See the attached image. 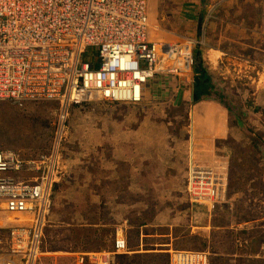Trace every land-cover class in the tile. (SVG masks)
Returning <instances> with one entry per match:
<instances>
[{
	"label": "built area",
	"instance_id": "obj_1",
	"mask_svg": "<svg viewBox=\"0 0 264 264\" xmlns=\"http://www.w3.org/2000/svg\"><path fill=\"white\" fill-rule=\"evenodd\" d=\"M153 12L149 0H0V104H55L53 139L45 154L25 161L0 148V204L13 217L0 264H42L71 109L90 102L137 106L150 85L156 89L168 78L179 86L187 83L196 42L161 40ZM186 166V191L195 204H221L222 178L193 158ZM113 251L127 252L122 232ZM84 257L78 254L75 264H84ZM88 257L95 262L99 255ZM202 259L199 253L175 251L169 264Z\"/></svg>",
	"mask_w": 264,
	"mask_h": 264
},
{
	"label": "crops",
	"instance_id": "obj_2",
	"mask_svg": "<svg viewBox=\"0 0 264 264\" xmlns=\"http://www.w3.org/2000/svg\"><path fill=\"white\" fill-rule=\"evenodd\" d=\"M151 1L156 22L161 25V30L168 31V35L174 38L166 42L182 41L185 38H190L186 35L193 33L196 36L199 34L200 40H203L201 42H205L208 40L207 36L212 32L220 30V26L221 29L224 28L226 31L232 30V32H235L236 30H241L236 25L229 23V8L234 5L235 0H149L150 4ZM219 14L221 16L218 18ZM166 18L169 19V23ZM219 40L221 42L225 40L226 43L229 41L226 38V33H223ZM231 42L235 43L234 41ZM211 46L206 44L205 52L200 55L205 73H197L196 70H193L189 77L191 81H187L186 84L183 83V86H179L178 81L172 78L165 79L163 86L158 83L155 99L166 100L165 102H160L157 112H153L154 115H157V118H150L149 115L144 114L140 119H136L131 116L129 111H125L127 115L122 117L116 114L109 120L103 119V121L100 119V122L97 123V125L102 124L97 130L99 140L101 137L104 141L107 140L106 142H109L112 148V150L110 148L111 152L108 158L106 153H104L106 156L102 155L103 160L101 161L102 170L104 169L103 162L107 163L105 166H109L108 170H105L107 190L102 189L99 185V182H102L99 178H96L92 171H84L82 166L76 165L81 158L74 161L75 165H67V176H61L60 179V182L66 179V184L63 182V184L59 185V182L54 188L55 190L59 186L55 193V197L59 201L58 203L53 202L51 212L55 219L57 217L60 219L57 220V225L73 223V219H78L83 223L80 228L86 229L88 224H97L95 226V229H98V231L95 230L97 234L98 232H103L102 229L110 226L111 232H114V238L119 233V230L122 229L120 225L124 226L127 232L131 231L135 226L130 224L129 218L123 220V214H120L119 217H112L111 215L114 214L110 215L107 212L110 215L108 224L106 223L107 221L100 218L97 221H91L92 219L87 216L92 214V207L99 211L103 207H107V210L111 205L112 207L128 210V207H131L129 204H135L138 197L135 191H137V186L141 185L142 191L145 189L148 191L142 195L151 197L150 191L158 194L156 200L142 199L146 205L142 210L143 216L147 213V209H152V212L156 210L150 221L146 222H153L160 216L164 217L165 215L173 217L175 223L178 220L186 223V225L189 224V226L187 225L191 228L189 233L195 238L198 237L199 231H201V234L204 231L206 236L202 237L207 239H205L207 246L202 244L204 248L214 252L212 261L216 260L217 264H264V226H258L262 223V220L255 210L246 208L253 204L249 203V201L237 200L240 194L244 197V195L249 193V185L244 190H230L231 194L226 193L225 200H222L221 204L212 207L215 208L214 210L210 206L203 209V211L199 209L193 210V207L189 204L183 203L181 195L184 190V179L186 180L188 158H193L197 164H204L211 168L222 178V186L225 187L226 184L225 190L228 189L229 163L234 157L230 155L229 150L232 149L225 144V140L229 138L231 133V126L229 125V121H231L230 110L238 108L235 106L232 108L229 101L225 100V93L221 92L219 94L220 92L217 88L212 90L211 88L215 75L218 76L219 66L223 58L227 57L229 60L233 56L232 54L229 55V50L224 51ZM215 51L220 53V55L215 56L217 59L212 62L210 60V57L213 56L211 52ZM241 61L248 62L246 60ZM252 63L256 62L253 61ZM196 74L198 77L202 76L199 88H196L193 82ZM245 88L246 86L243 87V89ZM197 91H199L198 96L196 95ZM263 91L255 87L251 104L262 107ZM159 93L160 97L158 96ZM165 95L169 96L166 98L164 97ZM171 96H173L172 101L169 99ZM215 96H221L220 103L214 100L213 97ZM194 97L197 98L196 101H194ZM181 109L187 113L189 112L190 116V130H186V134L185 127H188L186 126L188 121L186 124L181 122L184 119L180 120V115H174L173 119L170 117L172 116L171 112H179ZM79 110H82V108H79ZM184 118L186 119V115ZM107 126H109V129L106 128ZM99 140L95 136L89 147L92 145L99 146ZM258 142L261 144L260 141ZM88 153L91 152L89 151ZM79 154H81V151L78 153L71 151V153L67 154L65 149L64 158H75ZM244 156L246 157V155ZM254 160L258 161L255 167V174L248 180L245 178V181L246 183H256L253 188L254 197L252 200L255 202L258 199L260 202L257 205L264 208V176L260 175L262 167L264 170V152L260 151ZM63 162L68 163L65 159H63ZM78 167L79 170L74 173L73 171ZM233 168V172H238L236 165H233ZM71 173L74 174L69 177ZM127 193H132V197L124 199L123 194L126 195ZM59 195H61V198ZM170 196H174L173 203H169ZM96 199L99 201V205ZM142 205L143 203L140 202L134 205L133 208H141ZM57 207L59 208L58 212L55 211ZM71 211L73 218L69 219L65 215L70 214ZM198 214L201 216L198 217ZM119 218L122 220L121 224H118ZM200 221L206 223L204 225L201 224V226L193 224ZM146 224L141 225L139 230L135 229L139 231L140 238L137 237L135 245L129 246L130 249L126 256L130 259H136L135 257L139 256L158 257L159 255H164V250L154 249L153 245L143 247V242L145 241L142 239L145 237L149 239L152 236L145 233L142 235L143 238H141V230L147 229V227H154ZM52 235H55L54 232ZM156 239L158 238L150 239L151 243L154 244ZM113 241L111 249H102L100 247L95 251H87L95 252L94 254L101 256V258L97 257V261L93 264H97L99 261H102L103 264H113L114 257L118 256L113 254ZM65 247L69 246L66 245ZM66 253L63 251H46L41 260H46V257H51L50 260H56L57 258H54V255H65ZM102 256H106V258Z\"/></svg>",
	"mask_w": 264,
	"mask_h": 264
},
{
	"label": "rangeland",
	"instance_id": "obj_3",
	"mask_svg": "<svg viewBox=\"0 0 264 264\" xmlns=\"http://www.w3.org/2000/svg\"><path fill=\"white\" fill-rule=\"evenodd\" d=\"M150 5L153 7L152 1ZM220 16L221 15L219 14L218 18ZM228 18L230 24L236 25L241 30H236L235 32H232V30L226 31L224 28L221 29L220 26V30H216L211 34L209 32L210 35L207 36L209 41L207 40L205 42H201L203 40H200L199 34L196 36V34L193 33L186 36H189L194 40V42H196L194 46V59L195 52H197V50L200 55L205 52L204 49L206 44L212 45L211 47L214 46L220 50H229V55L232 54L234 58H230L229 60L227 57L223 58L219 66L218 76L215 75V80L213 81V85L220 92L219 94H221V92L225 93V100L229 101L232 108L234 106L238 108L236 110H230L231 121H229V125L231 126V133L229 138L225 140V144L230 146L232 149L229 150L230 155L234 157L231 163H229V183L226 193L231 194L230 190L237 191L247 189V185H249V193L244 195V197L240 194L237 200L249 201V203L253 204L246 208L255 210L256 214L262 220V223L258 226H264V208L257 205L260 202L258 199L255 202L252 200L254 197L253 188L256 183H246L245 181V178L248 180L255 174V167L258 163L257 160H254L255 156L258 155L260 151L264 152V141L262 142L264 138V99L262 97V107H257L256 105L251 104L253 98L252 93L255 87H258L259 90H264V0H235L234 5L229 8ZM166 20L169 23V19L166 18ZM158 26L160 28L161 25L158 23ZM223 33H226V38L229 39L228 43H226L225 40L224 42L219 40ZM168 34V31L165 32L160 28L158 35L161 40L163 39V41H171L174 39L173 36H169ZM231 41H234L235 43H232ZM199 42H201V44H199ZM211 53L213 56L210 57V60L215 62L214 60L217 59L215 56H219L220 53L216 51ZM241 60H246L248 62H243ZM253 61L256 63H252ZM189 77L190 75L186 77V79L191 81ZM186 79L184 78L183 80ZM244 86H246V90L243 89ZM149 87L150 90L146 91V100H144L141 105H124L116 107L103 102H90L84 105L82 110H79L77 107H74L73 110L71 109L68 125L70 130L63 147H65L67 154H69V152L71 153V151L74 153L81 151V154L75 158H64V154H62L60 159L62 167L61 176H67V165L73 166L75 165L74 161L81 158L76 165L82 166L84 171H92L96 178H99L102 182H99L102 189L107 190V186L105 185L107 178L105 170H108L109 166H105L107 163L103 162L104 169L102 170L101 161L103 160V156L107 155L108 158L112 148L110 147L109 142H106L107 140L104 141L102 137L99 140L97 130L100 126H102V124L97 125V123L100 122V119L109 120L116 114H119V117L125 116L127 115L125 111H129L131 116L136 119H140L144 114L149 115L150 118H157V115H154L153 112H157L160 102H165L166 99H160L162 101L155 99L156 89L152 85ZM158 96L160 97V93ZM168 96L169 95H165L164 97L167 98ZM169 99L172 101L173 96ZM54 108L55 104L49 102H27L22 105L12 102H4L0 104V148L15 151L20 158L25 161L36 159L41 154H45L49 150L53 139L52 114ZM115 108H117V110H115ZM171 115L172 116L170 117L172 119L174 118V115H180V120L184 119V121H181L184 124L188 121L186 124L188 127H185L186 134V130H190L189 112L187 113L181 109L179 112H171ZM185 115L186 119L184 118ZM106 128L109 129V126ZM95 136L98 138L100 145H92L89 147ZM258 141H260L261 144H259ZM89 151L91 153H88ZM104 153H106V155ZM244 155H246L247 158ZM63 159L67 160L68 163L63 162ZM233 165L238 167V172L232 171L234 169ZM78 170L79 167L73 172L76 173ZM74 173H71L69 177H71ZM260 175L264 176L263 167L261 168ZM63 182L66 184V179L65 181L60 182V184L56 183V185H61ZM58 187L54 190V195L52 196V201L54 203H58L59 201L55 197ZM183 187L184 190L181 192L183 203L189 204L193 207V210L199 209L203 211V209L209 208V203L196 205L193 199L189 197V194L186 191L185 179ZM144 192H148L147 189L142 191V186H137L135 194L138 196V201L136 200L135 204H129L131 207H128V210L120 207H112L111 205L109 209L106 210L107 207H103L99 211L96 210L95 207H92V214L87 216L92 219L91 221H97V219L100 218L101 220L107 221L106 223L108 224L112 213L114 214L111 215L112 217H119L120 214H123V220L129 218L130 224L135 226L134 229L127 232V229L120 225V228L122 229L119 230V232H122L126 238L127 252L124 253L125 255L116 254L118 256L114 257L113 264H169L170 257L175 251L199 253L203 257L201 264H217L216 260L212 261V255L214 252L208 248H204V245L207 246L205 243L206 238L202 237L206 236L204 231L203 234L199 231L198 237L195 238L189 233L191 229L188 227L189 224H187V226L186 223H182L178 220H176L175 223V219L173 217H167L165 215L164 217L160 216L153 222H146L150 221L151 217L156 213V210L155 212H152V209H147V213L143 216L144 213L142 210L146 207V205L145 201H142V199L147 200L146 198H149V200H156L158 194L150 191L149 194L151 197H147V195H142ZM59 197L61 198V195H59ZM131 197L132 193H127L126 195L123 194L124 199ZM96 202L99 205V201L97 199ZM140 202L143 203L141 208H133L134 205ZM173 202L174 196H170L169 203ZM212 207L211 209L214 210L215 208ZM55 211L58 212L59 208L57 207ZM107 212H109L110 215ZM63 213L65 212L63 211ZM65 216L72 219V211L70 214L68 213ZM199 216L201 215L198 214V217ZM12 219L13 217L6 214L3 211V205L0 204V248H2L5 244V240L8 236V229L13 221ZM57 220L60 219H58V217L55 219L53 215L50 216V221L48 223V226L50 227L45 230L46 241L44 249L48 252L63 251L68 254H56L54 255V258H57L56 260H50L51 257H46V260H41L42 264H75L78 254H84V264H93V259L90 261L88 256L89 254H94L95 252L87 251H95L100 247L102 249H111L114 232H111L110 226L102 229L103 232H98L97 234L95 233V230L98 231V229H95L97 224H88V228L85 227L86 229H84L80 228L83 223L78 219H73V223H66L62 225H57ZM121 223L122 220L119 218L118 224ZM205 223L200 221L193 224L195 226H201V224L204 225ZM144 224L154 227H147V229L141 230V238H143L142 235L145 233L146 235L150 234V236H152L149 239H146V237L142 239L145 241L143 242V247H150V245H153L154 249L164 250V255H159L158 257L146 256L136 259H121L119 256H126L128 254V250L130 249L129 246L131 247L135 245L137 243V237L140 238L139 231H136L135 229L139 230L141 225ZM53 232L55 234L54 236L52 235ZM155 237L158 239H156L153 244L150 239L153 240ZM66 245L69 247H65ZM91 256L94 258V255ZM99 257L101 258V256ZM97 264L103 263L102 261H99Z\"/></svg>",
	"mask_w": 264,
	"mask_h": 264
},
{
	"label": "trees",
	"instance_id": "obj_4",
	"mask_svg": "<svg viewBox=\"0 0 264 264\" xmlns=\"http://www.w3.org/2000/svg\"><path fill=\"white\" fill-rule=\"evenodd\" d=\"M194 70H196L197 71V73H205V70L203 69V67H202V64H201V59H200V53H199V51L197 50V52H195V67H194ZM212 89H216V87L214 86V85H212V88H211V90ZM210 90V89H209ZM145 98H146V96H145ZM214 98V100H216V101H219V103L221 102V96H215V97H213ZM144 100H146V99H144ZM197 100V98L196 97H194V101H196ZM144 102V101H143ZM142 102V103H143ZM141 103V104H142ZM140 104V105H141ZM121 259H130V258H128V256H119ZM141 257H146V256H139V257H135V258H141Z\"/></svg>",
	"mask_w": 264,
	"mask_h": 264
},
{
	"label": "water",
	"instance_id": "obj_5",
	"mask_svg": "<svg viewBox=\"0 0 264 264\" xmlns=\"http://www.w3.org/2000/svg\"><path fill=\"white\" fill-rule=\"evenodd\" d=\"M201 80H202V76L201 77H198V75L196 74V77L193 80V82L195 83V87L196 88H199ZM205 82H207V80H205ZM196 95L197 96L199 95V91L196 92Z\"/></svg>",
	"mask_w": 264,
	"mask_h": 264
},
{
	"label": "bare ground",
	"instance_id": "obj_6",
	"mask_svg": "<svg viewBox=\"0 0 264 264\" xmlns=\"http://www.w3.org/2000/svg\"><path fill=\"white\" fill-rule=\"evenodd\" d=\"M45 103H48V102H45ZM15 104H17V103H15ZM53 127H55V125L53 124ZM56 128L58 129V124H57V126H56ZM53 131H54V128H53ZM52 135H53V133H52ZM51 139H52V137H51ZM64 145V144H63ZM62 156V155H61ZM61 159V158H60Z\"/></svg>",
	"mask_w": 264,
	"mask_h": 264
},
{
	"label": "clouds",
	"instance_id": "obj_7",
	"mask_svg": "<svg viewBox=\"0 0 264 264\" xmlns=\"http://www.w3.org/2000/svg\"><path fill=\"white\" fill-rule=\"evenodd\" d=\"M193 70H194V68H193ZM49 228V227H48ZM126 253V252H125Z\"/></svg>",
	"mask_w": 264,
	"mask_h": 264
}]
</instances>
